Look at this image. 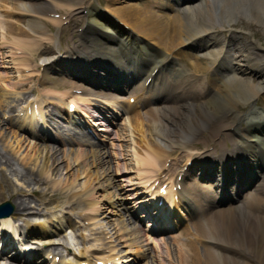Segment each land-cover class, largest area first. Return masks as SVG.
<instances>
[{
  "label": "bare ground",
  "instance_id": "bare-ground-1",
  "mask_svg": "<svg viewBox=\"0 0 264 264\" xmlns=\"http://www.w3.org/2000/svg\"><path fill=\"white\" fill-rule=\"evenodd\" d=\"M7 1L0 0V8L1 4L7 5ZM120 1L101 0L104 10H99L101 4L97 0H13L12 14L22 15L23 20L5 19L9 11L0 15V63L6 62L5 57L9 56L16 73L10 78L0 73V81L4 82L0 83V202L8 198L13 207L11 215L0 218V227H9L13 219H21L25 223V236L22 233L21 240L33 232H36L33 235L37 239L44 238L43 235L57 238L63 235L59 234L61 230L76 232L75 222L66 220L64 229H60L53 220L44 216V221L32 230L34 223L31 225L30 220L42 215L40 207L58 205L60 195L68 198L60 209L82 206L76 214L91 221L88 225H109L115 214L109 208L115 207L116 202L107 190L115 187L114 182H109L115 174L112 176L113 171L108 166V154L103 156L95 150L96 144L92 140H83L74 134L67 139L56 138L58 145L47 144L42 130L51 132V127L41 124V130L32 128L35 111L46 114V119L52 120L55 128H61L63 121L71 124L74 121L68 113V106L66 115L61 106L73 102L77 123H80L79 112L88 117L85 112L89 113L91 107L98 108L94 111L97 113L91 116L94 117L93 124H99L98 130L104 133L110 130L103 124L105 119L114 113L121 116L132 112L122 123L124 132L121 135L131 144L129 150L138 166L137 171L149 168L138 172V177L142 179L144 188L141 202L156 212L151 213L147 207L144 210L148 216L158 213L152 233L170 229L163 225L162 212L176 213L175 208L192 202L190 206L198 218L179 236L188 235L192 228L193 238L186 237L183 241L178 235L168 236L176 240V262L172 263L166 250L168 264H264V111L255 104L258 94L264 90V54L255 52L261 48L259 39L241 44L233 31L224 35L228 27L243 26L242 16L249 15L255 23L264 25V0H143L141 4L129 1L124 6H110ZM163 9L173 13L169 16ZM53 10L67 14V18H54ZM84 10L85 15L82 13ZM109 15L118 17L119 23L111 20ZM83 16L86 17V25L76 36L71 33L67 46L66 42L58 44L59 37H56V45H47L55 37L47 33L50 30L46 24L63 25L67 31L70 25L77 27L79 18ZM236 20L238 23L233 24ZM18 23H25L26 27L22 28ZM251 25L252 22L248 24ZM220 34L223 37L220 38ZM197 41L200 51L191 55L189 46ZM60 49L63 53L57 56L56 50ZM190 55L196 63L190 62L188 67L181 59ZM32 58H39L40 64L31 65ZM131 58L143 60L146 68L137 74L138 77L143 75V81L127 99L135 96V104L140 106L150 105L155 97L158 99L155 105L152 103L145 118L134 112L131 105L122 107L121 102L126 100L92 87L104 85L113 90H126L136 76L129 69ZM98 64V69H95ZM109 64L116 67V72L120 71L121 79L116 85L107 84L101 78L100 73L108 74L110 71ZM86 73L94 79H87L86 83L69 80L70 75L91 76ZM156 74L163 77L166 91L156 86L155 92L151 93L146 87V80L150 79V85ZM14 77L16 80L10 82ZM213 79L218 82L216 89L211 88ZM71 90H76V94ZM143 90L148 94L145 98ZM17 92L22 95V100L27 98L24 94H34L39 103L30 106L26 103L25 110L29 109L31 115L26 112L21 120L5 119V111L14 109L7 99ZM44 98L52 100L51 103L57 102L46 113L42 110L50 101L46 103ZM52 117H57V120ZM24 123H28L30 128H26ZM67 145L70 147H62ZM73 145L77 147L71 148ZM177 151L180 155H176ZM123 154L121 151V156ZM104 157L108 159L104 160ZM59 158L64 162L66 173L69 172L64 177H55L61 168L57 162ZM187 161L190 165L186 166L178 181L179 173H174L175 169ZM164 166L173 170L171 176L175 177H168V195L161 197L150 188L156 181L153 171ZM4 170L14 174L17 184L7 178ZM245 174L255 175L254 193L241 197L243 200L238 204L218 209L215 204L220 200V194L223 200L230 201L225 190L230 187H234L233 195L239 201L240 187L243 179L247 178ZM191 175L189 184L185 179ZM31 184L49 186L50 192L46 188H30ZM177 184L180 189L173 191ZM125 209L134 217L127 206ZM168 224L173 225L170 221ZM177 224L176 221L174 227ZM97 230L91 228L90 235H96ZM2 231L0 259L4 263L0 264H55L47 262L44 254L54 252V258L56 252L66 248L63 243H67L64 240L68 235L65 233L59 238L60 244L54 241L56 238L45 244L34 241L38 246L31 247L30 253L25 255L15 252V241L10 237L14 235L6 228ZM75 237L73 245L82 247L72 253L71 260H59L57 264H79L81 259L90 264H94L95 259L102 260L104 264L114 260H120L119 264H137L140 258L144 261V253L137 246L140 237L132 228L123 236L127 240H118L127 242L123 245L127 250L118 249L119 243L112 244L107 256L86 249L83 233L75 234ZM115 241L109 239L107 242ZM16 242L24 250L29 246L24 241ZM159 264H164L163 259Z\"/></svg>",
  "mask_w": 264,
  "mask_h": 264
},
{
  "label": "rangeland",
  "instance_id": "rangeland-1",
  "mask_svg": "<svg viewBox=\"0 0 264 264\" xmlns=\"http://www.w3.org/2000/svg\"><path fill=\"white\" fill-rule=\"evenodd\" d=\"M12 1L13 0H8L7 5H5V6H3L1 4L0 15L3 14L5 11H9L8 15H5V19L11 20V21L23 20L22 16L15 15V14L9 15V14L14 13V10L12 9L13 4L11 3ZM97 1H99L101 4L99 10L100 9L104 10V7L102 6L101 0H97ZM129 1H132V3L136 2L138 4H141L143 2V0H122L120 2H116V3L111 4L110 6H112V7L124 6V5L128 4ZM53 11H54V13H52V16L54 18H56V19H58V18L64 19L65 17L67 18V14L55 13L57 10H53ZM163 12L168 14L169 16H171V14L173 13L171 10H165ZM82 13L85 15V10ZM109 17H110V15H109ZM79 19H80V21L78 22L77 27L74 28V27H72V25H70V27L67 31L64 30L63 25L56 27V26H52L51 24H46L50 30V31L48 30L49 32H47V33L52 35L53 37H55V38H53V42H48L47 45H51V44L56 45V37L57 38L59 37L58 44L60 42H66L65 44L67 46V43H68L67 39L70 38L71 33L74 36H76V34L86 25V17L85 16L80 17ZM116 19L119 20L118 17L111 16V20H113L114 22ZM242 19H243L242 21L244 22L243 26L242 25H235L232 27H228L227 28L228 31H225L224 35L227 36L230 31H233L235 33V35L237 36V41L241 44H244V43L247 44L253 40L258 41V39H259V43L261 44V48L255 50V52L260 53V54H264V25L262 23H257V22L255 23V21L249 15L242 16ZM251 22H252V25L248 26V24ZM237 23H238V20H236L233 24H237ZM18 25L22 28L26 27L25 23H23V24L18 23ZM252 34L254 35V37L252 36ZM219 36H220V38L223 37V36H221V34ZM196 43H198V41L192 43L189 46L190 47L189 49L191 50V52H190L191 55H195V54H197V52L200 51L198 49V46L196 45ZM189 49H188V51H189ZM8 50H11V49L9 48ZM56 51H57V56H60V54L62 55V53H63V49L56 50ZM191 55L188 57H185V58L183 57L181 59V62L186 64V65L188 64L189 67H190V62L196 63L195 58L192 57ZM73 58L75 59V57H73ZM8 59H9V56L5 57L6 61H8ZM32 60H33V58H32ZM39 61H40L39 58H37V60H33L31 62V65L40 64ZM12 66H13V64L10 62L0 63V73L7 74L9 78H10V76H16L15 70L11 69ZM132 66H134V65L132 64ZM40 70L41 69H39V71ZM257 76H258V74H257ZM60 77H66V76L61 75ZM70 78L74 80L73 77H70ZM15 80H16V78L14 77L10 80V82H13ZM0 83L4 84L3 81H0ZM5 84L8 85L9 82L5 81ZM211 85H212V87H211L212 89H216V87L218 86L217 80H215V79L211 80ZM134 87L135 86L131 87L130 91H132ZM17 93L18 94H15V95L11 94L9 96V98L7 99V101H10L11 104H13L14 107H16L15 108L16 111L12 114L13 111L10 112V111L6 110V113L3 115V117L16 119L15 117L17 116L18 112L21 113L20 109L22 108V106L25 105L26 102L29 106L30 105H37V103H39L38 97L36 95L33 96V94H24L27 97L26 98L27 100L25 99L26 101L25 100H17L16 99L17 97L22 96L20 94V92H17ZM123 95H127V93H123ZM258 96H259V98H258V100H255V104L260 107V110H264V90H262L258 94ZM125 98H126V96H125ZM44 99L46 101H50L47 104L48 105L47 108H45L43 110L44 113H46L47 109H49L52 104H57V102L51 103L52 100H50L49 98H44ZM155 100L158 102L157 98ZM121 105L123 107H125L124 102H121ZM259 107H257V108L259 109ZM63 109L65 110V105H64ZM148 109L149 108H147V107L136 108V110L139 111L141 118L146 117ZM129 115H132V112L126 113L125 115H123L122 118H119V119L110 118V121H107V124L110 125V129H112V130H110L109 135L103 134L102 132H100L98 130L95 131V134H97L95 136V140L98 142V145L95 146V150L102 155L105 154V156H106V154H108V158H109V162H110L108 166L109 167L111 166V170L113 171L112 176L115 174L114 177H111V180H109V182H111V181L114 182L115 187H111L110 190L107 189L110 193H112L113 197L115 198V199L114 198L113 199L116 202L115 207L109 208V210H112L115 213L112 216V218H110L109 225H107V226H102V225L100 226L99 224H95V225L89 224L88 225V223L91 221H88V220L84 219L83 217L78 216L76 214V212L78 210H81L80 208H82V206L79 207L78 205H76L73 209H70V210L68 207H67L68 209H66V210L60 209L61 206H64L65 201L68 199L66 197H63L62 195H60L61 202H59L58 205H56V206L48 205V206L40 207V209H41L42 215H44V217L52 216L53 221L56 224H59L60 221L64 222L65 219H69L71 222L72 221L75 222L77 233L79 235L82 233L84 234L83 245L86 249H92V248L94 249L95 247H102V248H104V251L103 252L100 251V252H102L103 255H106L107 254L106 251L108 250V247H110V245L119 243L118 249L120 248L121 250L125 251L127 247L123 246V245L125 243L127 244V242H125V241L118 242V240H120V239L121 240H127L123 236L125 235L126 232H128L130 230V228H132L140 237L138 246L140 247V251H143V253H144V255H143L144 261H142V258H141L138 261H136L137 264H139V263L140 264H159L160 259H163L164 264H168V260L165 257V251L166 250L169 251V253H170V256L168 258L172 261V263H175L176 261L174 258H176L175 257V255H176V247H175L176 246V240L173 237L169 238L168 235L170 233L182 232L186 227H188L193 221L196 220V218H197L196 213L193 211L192 207L191 208L181 207L179 209V211H177V213L175 214L176 218L178 220V225L176 226V228L174 230L169 231V232L159 233V234H152L150 232V224H149V226H147L148 221L144 220L141 222L138 220L137 217H135V215H134V217H132V215L129 214L125 210L126 206L130 208V207H133L135 205L136 201L134 200V198L137 194H139V193H137V191H141V188L139 186L140 183H139V179H138L139 178L138 177L139 171H137L138 166H136V163L133 161L131 152L129 150L131 144H130L129 140H126L123 137V135H121L122 132H124L123 131L124 125L122 123L124 122L126 116H129ZM45 116H46V114H45ZM37 118L39 120L40 116H38ZM52 118L57 120V117H52ZM38 120L34 122V129L35 130H41L43 127H39V126L41 124L43 126H45V124H46L45 122L38 121ZM46 120H47V125H49L51 127V134L53 135V137L57 136L61 139H65L68 137L69 132L74 133L72 130H67V128H65V126H68L66 122L63 123V126L60 129L56 130V129L52 128V125H51L52 120H49V118ZM113 131H115V134ZM42 132L46 135L45 143L50 144V145H57L56 143H54L52 141V139H50V132H46L43 130H42ZM63 147L69 148L70 146H63ZM76 147H77L76 145H73L71 148H76ZM121 151L124 153L122 156H121ZM200 151L201 150H199V152ZM179 153H180V151H177L176 155H180ZM42 154L44 156L45 152L43 151ZM172 157H174V156H172ZM108 158L104 157V160H106ZM61 160H62V158H59V160L57 161V162H59V165H61V168L56 173L55 177H57V175L59 177H61V176L64 177V176L68 175V173H69V172L66 173L67 172L66 167L65 166L63 167L64 162H62ZM168 160H170V159H168ZM187 162L185 163V165H182L183 163H181L180 167H178L176 169V171L183 170L187 166ZM49 163L50 162H48V164ZM158 166L159 165L157 164V167ZM172 171L173 170H171L170 172H172ZM4 172H5V175L7 176V178H9V180L14 185L17 184V182L15 181V179L13 177L14 174L10 173L8 170H4ZM75 172H76V168H75ZM143 172H144V170H143ZM153 173H155V172H153ZM158 173L160 175L159 178L167 177L169 175V172L166 169H164V167H162L158 171ZM254 176L251 177L249 183L245 184L243 186L244 188L242 189V191H243L245 188L248 187V188H251V192L246 193V192H248V191H246L248 189L247 188V189H245L246 192L245 191L243 192V195L254 193L255 185H252L253 181L255 179ZM127 179H129L130 182H127ZM78 180L81 181L80 178ZM187 180H190V177L185 179V181H187ZM110 186L111 185H109V187ZM120 187H122V188H120ZM30 188H34V189L36 188L39 190L40 189L43 190L44 188H46V190L50 192V187L49 186L46 187V185H39L38 186V185L31 184ZM122 189H124V190H122ZM54 192L58 193L57 191H54ZM242 200H243L242 198L241 199L239 198V201L234 200V201H230V202L238 204V203L242 202ZM5 201H9L11 203L10 199H8V198H6ZM230 202L223 201V202L218 204L217 208L218 209L226 208L232 204ZM106 205H108V204L106 203ZM42 215H40V216L42 217ZM97 219H98V217H97ZM82 220L84 221V223H82ZM115 222L118 224L117 226H115L116 225ZM131 222H134V224H132ZM11 223L13 224L16 232H17V230L21 231L23 229L21 227V225L24 224V222H22L21 220L15 219V220L11 221ZM64 225H65V222L61 225V229H64ZM96 227L98 230L96 229ZM91 228H93V230L98 231L97 233H95L96 235H90L89 231ZM123 228H124V230H122ZM137 228H139L140 230H136ZM119 229H120V231H117ZM190 230L193 231L192 228H190ZM61 231L59 232V234H63V235L58 236L57 238L55 236L56 240H54L53 237L51 239H53L54 241H59V238L64 237V234L66 233L68 236L65 237L64 241H66L69 245H72L73 244L72 241L74 239L73 234L75 232L72 233L71 230H66V232H61ZM191 231L187 235V237H188L187 239L193 238ZM190 234H191V236H190ZM89 236H91V238H88ZM19 237H20V234L18 236V239H19ZM104 237H105V239H104ZM179 237H181V236H178V238ZM32 238L33 237L28 238V239H26L27 241H24V242H27L29 244H33V243H30ZM47 238H50V236ZM185 238H186L185 236L183 239L181 237V239L183 241H186V240H184ZM109 239H111V240L115 239L117 241L110 243V242H107ZM44 240H47V239H44ZM36 241L39 242V240H36ZM154 241L157 242V245L154 244ZM20 242H23V241H20ZM67 243H63V244H65L66 248H62V249H60V252H57V254L60 255V258L65 259V260L69 259L71 257L70 256L71 252L75 253L78 251L77 249L82 247L81 245H76L75 250H73L67 245ZM200 249H201V247H200ZM91 254H92V252H91ZM87 257H88V255H87ZM0 263H4V260H0ZM109 264H111V263H109Z\"/></svg>",
  "mask_w": 264,
  "mask_h": 264
}]
</instances>
